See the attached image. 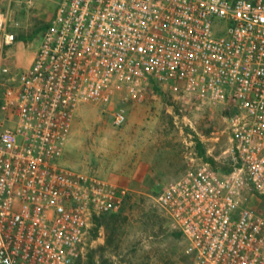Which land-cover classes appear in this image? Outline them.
<instances>
[{
	"label": "built area",
	"instance_id": "built-area-1",
	"mask_svg": "<svg viewBox=\"0 0 264 264\" xmlns=\"http://www.w3.org/2000/svg\"><path fill=\"white\" fill-rule=\"evenodd\" d=\"M9 22L0 13L6 47ZM0 86V264L81 263L94 218L119 212L128 191L62 162L73 120L153 88L227 112L206 147L216 165H189L155 198L186 264H264V0H61L28 67L1 66Z\"/></svg>",
	"mask_w": 264,
	"mask_h": 264
},
{
	"label": "rangeland",
	"instance_id": "rangeland-1",
	"mask_svg": "<svg viewBox=\"0 0 264 264\" xmlns=\"http://www.w3.org/2000/svg\"><path fill=\"white\" fill-rule=\"evenodd\" d=\"M60 1L0 0V13L11 22L5 30L14 36L6 47L0 33V67H8L11 76L28 67ZM119 105L120 100L114 98L111 105L81 107L62 159L128 191L117 216L116 236L107 220L93 224L80 264H186L184 240L155 198L171 182L166 179L169 174L179 167L184 174L189 165L209 157L206 147L212 143L211 132L223 130L227 112L222 107H213L211 113L204 108H183L168 93L153 88L142 104L122 105L127 118L116 129L110 114ZM225 145L226 137L220 134L212 155L219 156Z\"/></svg>",
	"mask_w": 264,
	"mask_h": 264
},
{
	"label": "trees",
	"instance_id": "trees-1",
	"mask_svg": "<svg viewBox=\"0 0 264 264\" xmlns=\"http://www.w3.org/2000/svg\"><path fill=\"white\" fill-rule=\"evenodd\" d=\"M21 39L20 38H18V41H20ZM208 160H209V162H211L212 164H215V162L213 161V159L212 158H209L208 157ZM126 201V200H125ZM125 201H124V203H123V205L125 204ZM123 205H122V207H123ZM122 207H121V209H122ZM121 209H120V211H121ZM119 211V212H120ZM119 212H117V213H115V214H109V215H101V216H98V217H95L94 218V221H93V224L95 225V226H97V224L98 223H100V222H102V221H108V222H110V223H108L110 226L108 227V228H112L111 230H110V232H112V236L114 237V236H116V232H117V224H116V220H117V216H118V213Z\"/></svg>",
	"mask_w": 264,
	"mask_h": 264
},
{
	"label": "crops",
	"instance_id": "crops-1",
	"mask_svg": "<svg viewBox=\"0 0 264 264\" xmlns=\"http://www.w3.org/2000/svg\"><path fill=\"white\" fill-rule=\"evenodd\" d=\"M214 165H216V164H214ZM224 169H226V168H224ZM182 174L183 173L181 172L180 167H179L175 171V173L169 174L166 179L171 180V182H172V181H175V180L179 179L182 176Z\"/></svg>",
	"mask_w": 264,
	"mask_h": 264
}]
</instances>
